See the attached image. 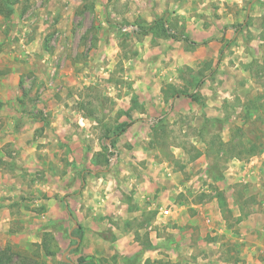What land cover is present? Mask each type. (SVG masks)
I'll return each mask as SVG.
<instances>
[{
  "label": "rangeland",
  "instance_id": "obj_1",
  "mask_svg": "<svg viewBox=\"0 0 264 264\" xmlns=\"http://www.w3.org/2000/svg\"><path fill=\"white\" fill-rule=\"evenodd\" d=\"M0 2L2 12H10L7 17L0 13V174L4 175L0 194L5 189H27L19 190L14 200L17 212L11 234L17 235L18 227L23 229V224L31 222L26 218L28 212L34 215L29 217L41 215L43 210L34 201L47 194L34 192L40 184L59 186L54 177L65 169L63 160L70 149L80 155L98 145L99 151L83 166L91 167L85 180L103 178L99 187L117 177L119 161L131 169L134 153L139 159L151 153L156 161L166 160L175 174L180 172L177 185L185 192L181 196L196 202L209 196L201 188L193 189L191 183L202 170V155L207 163L204 190L224 185L223 173L231 162H238L246 172L252 157H258L254 167L264 165V158L260 159L264 148L252 157L243 154L234 159L224 151L215 156L208 147L214 138L264 146V0ZM155 23L171 27L198 45L163 37L157 28L146 36L139 33ZM180 48L190 59L196 58L195 64L171 71L176 75L168 85L159 81L147 90L149 81L143 88L140 77L146 72L160 76L165 60L159 58L168 55L166 63L170 64L172 53ZM198 56L207 60L201 62ZM200 79L203 83L195 89ZM167 86L197 92L199 100L179 95L170 98L172 91ZM123 123L129 127L114 135ZM13 140H18L16 146ZM107 140L113 148L106 146ZM139 159L137 166L149 163ZM108 168L109 174H91ZM249 187L245 184L235 192L243 212L252 204L251 198H244L248 189L253 194ZM222 195L217 198L225 204ZM7 198L3 196L2 202ZM20 206L23 212L18 213ZM220 208L223 216L230 212L223 204ZM234 220L227 217V231L236 236ZM44 230L40 244H22L15 237L17 243L11 241L0 250L9 248L14 253L13 264H63L57 252L61 230L57 223L45 225ZM42 245L53 255H45ZM222 247L225 262H237L239 245L227 239ZM263 253L264 248L256 264H264Z\"/></svg>",
  "mask_w": 264,
  "mask_h": 264
},
{
  "label": "crops",
  "instance_id": "obj_2",
  "mask_svg": "<svg viewBox=\"0 0 264 264\" xmlns=\"http://www.w3.org/2000/svg\"><path fill=\"white\" fill-rule=\"evenodd\" d=\"M166 43L168 45L170 42ZM185 54L182 48L177 54L172 53L170 64L166 63L170 61V57L163 55L159 58L165 60L162 70L160 69L161 75L146 72V75L140 77L141 86L146 89L149 81H152V84L147 90L156 86L159 81L162 82L161 84L164 81V84L168 85L167 83L176 75L171 71L178 70L183 65L192 67L195 64L196 58L190 59ZM197 58L201 62L207 60L204 57ZM169 103L171 104L172 101ZM138 121L144 122V118H139ZM152 123L149 125L152 126ZM58 124L57 118V126ZM16 142L18 140H13V145L16 146L18 144ZM106 146L111 147L109 140L106 141ZM98 151V145L92 148L91 152L85 151L80 155L73 154L70 149L67 160L62 158L65 169L63 171L62 168L59 169L58 175L54 177L59 186L40 184L34 192L36 194L42 191L47 194L45 198L41 196L34 201L43 212L41 211V215L37 217H32L34 215L28 212L27 214L32 216L27 215L26 218L31 219V222L23 224V229L18 227L17 235L11 234L12 225L16 221L14 214L17 212L14 200L18 199L19 190L27 192V189L26 187L17 189L18 191L5 189L4 193L0 194V247L11 241L40 244L41 232L45 231V225L57 223V227L61 230L57 231L59 232L57 252L60 253L63 264H78L79 260H83V264H256L259 262L257 256L264 248V186H260L261 182L264 183V165L254 167V163L258 160L257 156H251L247 163L249 172L242 171L238 162L229 163L223 173L224 185L219 184L218 190L211 191L204 190V187L208 186L204 180L207 178L204 171L207 163L205 155H202V170L191 183L193 182V189L201 188L202 192L209 196L196 202L190 198L185 200L181 196L185 195V192L177 185L180 172L175 174L166 160L156 161L151 153L141 154L140 159L134 153L135 166L131 169L129 165L119 161L118 175L116 178L112 177V181L105 183L108 185L99 187L103 178L101 179L97 174L101 172L109 174L112 164L107 170L91 172L93 176L98 177L96 181L85 180L84 176L91 167L86 165L84 167L83 164L88 163L93 157V152ZM24 158L27 157L23 155ZM263 158L264 152L260 154V159ZM29 159H32V154ZM138 159H146L149 163L140 162L137 166L135 161ZM28 162L31 163L29 160ZM37 167L40 165L38 164ZM42 167L44 166L41 165ZM0 177L4 175L0 174ZM248 183L249 188L254 191L252 194L248 189L244 192L246 194L244 198H251L252 204L247 209L245 207L246 210L243 212V208L237 204L239 200L235 192L239 189L243 190L244 185L247 186ZM51 187L57 193L55 198L51 196L53 192ZM217 195H222L225 202V204L222 202L223 205L230 210L227 211L226 216L221 212ZM3 196L10 197L12 201L7 198L2 202ZM22 210L20 206L18 213ZM228 216L234 218L236 222L240 218L237 222L236 236L227 231ZM64 229L67 230V237L62 236ZM15 237L18 241H15ZM227 239L230 243L239 245L237 249L239 254L235 263H226L222 256V242ZM243 256L245 262L242 260Z\"/></svg>",
  "mask_w": 264,
  "mask_h": 264
},
{
  "label": "trees",
  "instance_id": "obj_3",
  "mask_svg": "<svg viewBox=\"0 0 264 264\" xmlns=\"http://www.w3.org/2000/svg\"><path fill=\"white\" fill-rule=\"evenodd\" d=\"M2 9H3L2 4L0 2V13H3L4 17H7L10 14L9 10H7V12L6 11L2 12ZM239 27H238V29H239ZM155 28L160 30V32L163 34V37H167V38H170V39L175 40V41H182L184 43H187L189 46H197L198 45L195 42H192L188 38V36L182 35L176 31H174L169 26H164L163 23L162 24L155 23V24L149 26L148 28L141 30V32H139V33L143 36H146L148 33H150L152 31V29H155ZM238 29L235 30V32H237ZM137 32L134 31L133 33L136 34ZM202 83H203V81L200 79L195 84V89H198L202 85ZM167 87H169V90L172 91L170 93V98H174L175 95H179V96L187 97L191 101H198L199 100L197 92L187 93L185 91L173 90L172 86H167ZM160 121L161 120H159V122ZM127 127H129V124H127V123L121 124L120 127H118V130H116V132L114 133V135L122 134ZM106 138L110 139V136H106ZM110 145H111V148H113V144L110 143ZM212 145H213L214 149H212ZM208 147H211L209 149H211V153L215 156H217L220 151H224L225 155L230 156L231 158H234V159H241V155H243V154L246 157L254 156L257 153H260L264 148V146L261 142H259V143L258 142L257 143L256 142H250V143H248V146H247L240 141L233 142L232 139H230L228 142H221V140H219V138H214L213 142H211V144L209 143ZM106 161H107V159H106ZM222 204L223 203L221 200L219 202V205L222 207ZM238 221H240V218L237 220V222ZM41 248H42V251L45 255H53L52 252L46 251V249L44 248V245H42ZM13 256H14V253H12L9 248H5L4 250H0V264H13ZM83 263H84L83 260L78 261V264H83ZM18 264H24V263L19 261ZM32 264H40V263H37L36 261H34Z\"/></svg>",
  "mask_w": 264,
  "mask_h": 264
},
{
  "label": "water",
  "instance_id": "obj_4",
  "mask_svg": "<svg viewBox=\"0 0 264 264\" xmlns=\"http://www.w3.org/2000/svg\"><path fill=\"white\" fill-rule=\"evenodd\" d=\"M250 6H251V4H248V8H247V11H246V17L248 16ZM108 146H109V144H108ZM63 259L66 261L65 256H63Z\"/></svg>",
  "mask_w": 264,
  "mask_h": 264
}]
</instances>
